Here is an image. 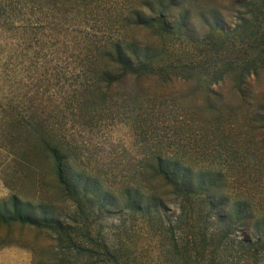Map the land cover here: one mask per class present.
<instances>
[{"label":"trees","instance_id":"obj_1","mask_svg":"<svg viewBox=\"0 0 264 264\" xmlns=\"http://www.w3.org/2000/svg\"><path fill=\"white\" fill-rule=\"evenodd\" d=\"M105 3L0 0V44H15L22 55L28 52L41 60L48 57L46 51L51 56L56 53L53 39L62 40L65 45H77L73 57L78 61L72 73L75 80L67 85L71 93L49 102L46 116L36 114L33 104L29 105L33 99L0 92V156L10 155L16 163L14 170H34L29 159L37 150L43 151L54 167L64 198L74 202L88 220L83 209L95 205L102 187L97 179L75 169L68 142L57 134L63 114L92 111L110 118H131L137 128L145 126L148 131L153 126L157 143L144 145L146 181L181 193L192 206L194 197L205 194L207 217L215 216L221 226L216 245L225 251L253 249L256 258L264 257V102L248 89L251 78L264 75V24L250 44L224 40L221 24L211 28V36L194 40L186 34L193 12L185 2L187 6L176 14L171 6L152 17L141 10L116 17L110 14L102 17L107 21L99 34L78 32L71 39L72 31L67 30L70 13L91 11ZM248 4L252 7L247 8H253V2ZM245 15L239 13V21L253 17L249 12ZM125 26L152 32L158 38L157 46H139L136 40L126 38L120 31ZM34 35L40 36L35 43L31 42ZM202 43L212 44L213 49L218 46L225 52L223 60L220 51L209 56L194 52ZM6 62L1 55L0 83L7 76ZM64 71L67 75L70 70ZM225 83L231 86L238 104L223 96ZM180 84L188 88L182 90ZM97 103L98 108H91ZM1 167L5 175L7 166ZM10 201L11 210L5 200L0 203V223L16 221L56 232L65 257L73 258L69 263L121 264L109 243L99 235L93 237L87 224L75 226L54 214L33 217L21 210L22 203L31 208L30 202H22L17 195ZM199 236L204 250L205 234ZM168 237L176 244L175 235Z\"/></svg>","mask_w":264,"mask_h":264},{"label":"rangeland","instance_id":"obj_2","mask_svg":"<svg viewBox=\"0 0 264 264\" xmlns=\"http://www.w3.org/2000/svg\"><path fill=\"white\" fill-rule=\"evenodd\" d=\"M250 1L253 8L246 7H252L248 4ZM185 2L190 4L193 12L186 34L194 40L211 36V28L221 24L225 32L224 40L245 45L264 24V0H106L97 9L70 13L67 30L72 31L71 39L78 32L99 34L105 29L103 23L107 21L102 17L110 14L116 17L120 13L141 10L147 17H152L163 7L170 6L176 14L178 9L187 6ZM248 12L253 17L247 22L239 21V13L248 15ZM120 31L126 38L136 40L139 46L149 43L156 47L158 44L157 36L144 28L125 26ZM31 37V42L35 43L40 36ZM52 42L56 53L51 56L46 51L48 57L41 60L28 52L22 55L15 44H0V56L4 55L7 59V76L1 80L0 92H14L15 95L33 99L29 105L33 104L36 114L44 113L45 116L49 102L66 98L71 93L72 88L67 85L75 80L72 73L75 74L78 65L73 57L77 45L69 42L65 45L57 39ZM205 44H199L194 52L209 56L220 51L218 46L213 49L212 44ZM176 45L182 46V43L176 41ZM189 46L193 48L194 45L191 43ZM219 54L223 60L225 52L221 50ZM65 68L70 70L67 75H64ZM180 87L182 90L188 88L186 84H180ZM248 89L256 99L264 102V75L251 78ZM221 91L227 100L239 103L228 83L222 85ZM98 105H91V108L96 109ZM90 112L86 111L83 115L76 111L63 114L61 128L57 130V134L68 142L66 145L72 151L75 169L97 179L102 187L95 205L92 208L87 205L83 209L88 220L80 215L74 202L64 198L54 167L41 150L29 159L34 164V170L27 167L21 171L14 170L16 163L13 164L11 156L7 153L0 156V203L5 200L7 209L11 210L10 197L17 195L22 202L32 204L31 208H27L22 203L21 210L25 214L37 218H41L43 213L54 214L62 222L75 226L87 224L93 237L99 235L109 243L121 264H264V257L256 258L253 249L225 251L216 245L221 226L219 228L220 223L215 216L207 217V208L203 203L205 194L194 197L192 206V201L187 203L181 193L146 181L144 145L157 143L155 133L151 132L153 126L148 131L145 126L137 128L128 117L117 119ZM146 131L149 132L147 138L144 136ZM2 164L7 166L5 175L1 172ZM74 218L76 222L72 221ZM201 233L206 239L204 250L201 248L204 245L200 242ZM171 234L175 235L176 244L168 237ZM0 242L25 246L27 251L32 252L31 264H75L69 263L73 260L72 256L65 257L56 232L44 227L16 221L0 223Z\"/></svg>","mask_w":264,"mask_h":264},{"label":"crops","instance_id":"obj_3","mask_svg":"<svg viewBox=\"0 0 264 264\" xmlns=\"http://www.w3.org/2000/svg\"><path fill=\"white\" fill-rule=\"evenodd\" d=\"M29 251L23 245L0 243V264H31L32 252Z\"/></svg>","mask_w":264,"mask_h":264}]
</instances>
